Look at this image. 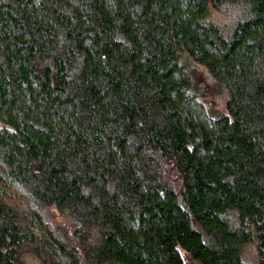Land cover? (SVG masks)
<instances>
[{"label":"trees","instance_id":"trees-1","mask_svg":"<svg viewBox=\"0 0 264 264\" xmlns=\"http://www.w3.org/2000/svg\"><path fill=\"white\" fill-rule=\"evenodd\" d=\"M24 247L264 264V0H0V264Z\"/></svg>","mask_w":264,"mask_h":264},{"label":"rangeland","instance_id":"rangeland-1","mask_svg":"<svg viewBox=\"0 0 264 264\" xmlns=\"http://www.w3.org/2000/svg\"><path fill=\"white\" fill-rule=\"evenodd\" d=\"M216 20L222 25H228L231 22V16L229 14H225V15H215ZM208 83H210V81L208 80ZM203 84L201 83V87ZM203 93V97H206V99H203L207 102V106H209V108L215 109V108H220L222 107V96L218 90V87L214 84V86H210L207 88V91H202ZM53 220L55 222V224H63V220L61 219L60 216H56L55 214H53ZM57 222V223H56ZM244 250V256L246 257V259H251L252 256H254V252L252 250L251 247L247 246L245 247ZM19 260L21 262V264H43L42 260L40 258V256L31 248L29 247H24L23 249L20 250L19 252Z\"/></svg>","mask_w":264,"mask_h":264}]
</instances>
